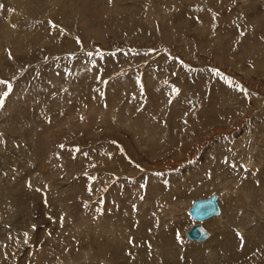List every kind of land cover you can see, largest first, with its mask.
Masks as SVG:
<instances>
[{"label":"rangeland","instance_id":"rangeland-1","mask_svg":"<svg viewBox=\"0 0 264 264\" xmlns=\"http://www.w3.org/2000/svg\"><path fill=\"white\" fill-rule=\"evenodd\" d=\"M0 80V264H264V0H0Z\"/></svg>","mask_w":264,"mask_h":264},{"label":"water","instance_id":"water-1","mask_svg":"<svg viewBox=\"0 0 264 264\" xmlns=\"http://www.w3.org/2000/svg\"><path fill=\"white\" fill-rule=\"evenodd\" d=\"M188 213L195 220H203L219 214L217 194H212L207 198L195 199L189 207ZM186 236L191 240L203 241L209 237V233L201 224H194L187 230Z\"/></svg>","mask_w":264,"mask_h":264},{"label":"snow or ice","instance_id":"snow-or-ice-1","mask_svg":"<svg viewBox=\"0 0 264 264\" xmlns=\"http://www.w3.org/2000/svg\"><path fill=\"white\" fill-rule=\"evenodd\" d=\"M89 55H91V53H89ZM219 74V73H217ZM0 85H6L7 86V91H4L2 93H0V108H3L4 103H5V99L8 97L9 93L12 90V85L11 83H9L8 81L5 80H0ZM175 91H179L178 89H176ZM241 91H244V89H241Z\"/></svg>","mask_w":264,"mask_h":264},{"label":"bare ground","instance_id":"bare-ground-1","mask_svg":"<svg viewBox=\"0 0 264 264\" xmlns=\"http://www.w3.org/2000/svg\"><path fill=\"white\" fill-rule=\"evenodd\" d=\"M211 196V195H210ZM209 197V196H208ZM207 198V197H206ZM218 200H219V195L217 194V202H218ZM194 201V200H193ZM192 201V202H193ZM192 205V204H191ZM190 205V206H191ZM218 205H219V202H218ZM219 209H220V207H219ZM188 210H189V208H188ZM187 210V211H188ZM221 214V211H220V213L219 214H217V215H212L211 217H209V218H207V219H203V220H195L194 218H192L193 220H195V223L194 224H201L204 228H205V226H204V222H206L207 220H210V219H212V218H214V217H216V216H219ZM193 224V225H194ZM206 230H207V228H205ZM187 232V231H186ZM207 232L209 233V237L206 239V240H203V241H199V240H196V239H189L187 236H186V233H185V237L189 240V241H191V242H206V241H208L210 238H211V233L207 230Z\"/></svg>","mask_w":264,"mask_h":264}]
</instances>
